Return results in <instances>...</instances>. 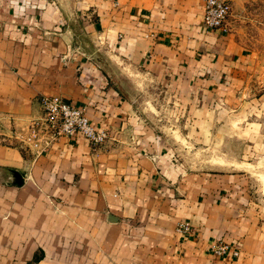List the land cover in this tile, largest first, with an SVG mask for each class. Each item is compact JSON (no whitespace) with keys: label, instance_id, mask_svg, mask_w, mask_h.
Masks as SVG:
<instances>
[{"label":"crops","instance_id":"1","mask_svg":"<svg viewBox=\"0 0 264 264\" xmlns=\"http://www.w3.org/2000/svg\"><path fill=\"white\" fill-rule=\"evenodd\" d=\"M229 2L223 31L204 0H0V264H264V0ZM141 78L191 133L246 150L190 169L140 112ZM44 96L111 140L25 149Z\"/></svg>","mask_w":264,"mask_h":264},{"label":"built area","instance_id":"2","mask_svg":"<svg viewBox=\"0 0 264 264\" xmlns=\"http://www.w3.org/2000/svg\"><path fill=\"white\" fill-rule=\"evenodd\" d=\"M204 25L208 29L229 31V17L232 7L229 0H204ZM43 115L32 119L27 129L17 134L25 149H31L40 154L46 151L60 137H71L83 134L92 145H105L111 140L107 130L98 129L87 116L85 109L61 97L41 98ZM176 230L189 233V223L181 222ZM211 251L216 256L232 254L239 255L237 249L227 243H213Z\"/></svg>","mask_w":264,"mask_h":264},{"label":"rangeland","instance_id":"3","mask_svg":"<svg viewBox=\"0 0 264 264\" xmlns=\"http://www.w3.org/2000/svg\"><path fill=\"white\" fill-rule=\"evenodd\" d=\"M115 61L122 62L120 57H116ZM141 79L148 84L145 85L144 82V86H142L143 92L138 102L140 112L163 133L169 143L173 145L177 158L186 163L190 169L228 167L229 165H225L229 164L228 156L246 150V145L241 144L243 140L241 136H239L238 142H235L229 137L218 135V133L211 134L208 126L204 127L200 133L196 132L199 131L198 128L191 133L193 128L187 125L186 118L176 116L179 111L174 109L175 106L172 103L164 100L166 96L161 88L152 86V82L145 78ZM193 124L191 125L194 126ZM245 128L243 126L244 131H246ZM262 178L264 179V169Z\"/></svg>","mask_w":264,"mask_h":264},{"label":"water","instance_id":"4","mask_svg":"<svg viewBox=\"0 0 264 264\" xmlns=\"http://www.w3.org/2000/svg\"><path fill=\"white\" fill-rule=\"evenodd\" d=\"M17 177H18L19 179H21V180L19 181V184H22V183H23V177H22L20 174H18Z\"/></svg>","mask_w":264,"mask_h":264}]
</instances>
